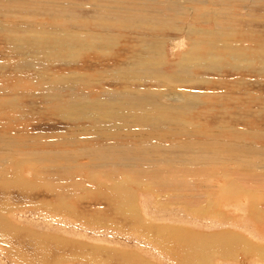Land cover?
I'll use <instances>...</instances> for the list:
<instances>
[{"label": "bare ground", "instance_id": "6f19581e", "mask_svg": "<svg viewBox=\"0 0 264 264\" xmlns=\"http://www.w3.org/2000/svg\"><path fill=\"white\" fill-rule=\"evenodd\" d=\"M189 1H194L197 5L201 4L204 6V8L201 9L184 8V11H188L187 15L188 16L190 15L192 17L191 19L192 22L194 23L204 22V24L207 23L209 25H213V26L215 25L217 27L215 33H213L214 30H212V28L206 30L208 36L209 33H211L212 35H217L215 39L214 38L211 40L208 39V42H204L203 41L204 39L200 41L199 39H196L194 41L197 44H195L194 41L193 43L190 44L188 43V39L184 38L185 44L188 43L186 50L177 57V62L172 63L171 66L169 67L170 64L162 60L164 54L159 52L163 50L161 46L166 42L164 37L157 35L150 36L148 35V33H146L147 35L143 36L142 33L143 37L141 38V41H143V43L144 41L145 43H148V46L146 48L143 47L145 48L146 51L142 53V56L141 53L137 52V54L134 55V58L129 59V63H128L129 65L125 63L127 66L124 67L125 68L124 70L119 71L120 69L119 70L117 69L116 71H118L120 75H117L116 71L115 72L107 71L105 73L106 77L108 76L113 77L115 78V81L126 83V85H128L126 88L122 89V91L120 92L107 91L105 93L104 91H101L102 95L105 98L104 100L103 99L87 100L86 98L74 99V97L72 96L74 100L67 103V107L69 109L68 110L66 109L67 113L65 112V114L60 113L61 106L57 105L58 109H56V113L58 112L59 115H61L64 119H69L72 122L82 121V120L90 121L91 124L93 125V126L91 125L90 132H88L87 134L85 133V135L83 136L82 135L72 136L70 137V140L64 142L61 141L62 139H57V140L54 139L46 142L42 141V143H40L39 141L38 143L35 142L34 140H26V139L24 140L23 138L24 141H19V142L17 141L15 143H11V140L7 139L6 137L5 139H0V183H1L0 199L6 197L4 196L6 194L4 193V190L5 187L7 186V182L13 185L16 184V187H18V189L21 190L27 189L25 186H23L24 184L22 183V181L18 179V177L21 174V170H23V166L27 163L26 161L27 158L10 153L11 150L13 149L30 148L32 151L31 154L35 155L33 157L29 156L30 159L36 157L34 160L37 161L36 164L39 165L34 170H32L31 166H29L28 170L32 177H34V173L39 172V174L42 175L41 176L42 180L51 181V180H56L58 178L61 179V177H64V179L62 178L63 180L69 179L66 181V183L68 182L67 184L68 185L70 184L71 186H73V188H76V186L78 188V186L81 187L82 185L83 187H87L89 185L92 187L104 186L106 192L100 194L99 199L106 200L108 205L110 206H112L110 203L113 202V206L116 207L114 208V212L118 210L123 211V208H125L124 212H127L126 207L128 206L129 207L128 209H130V212L128 213H130L131 215L130 216L131 218L130 217L129 218L137 221L134 225L130 224L131 232L141 234L146 240H150L151 242L155 243L158 248L163 250L162 252H165V254L169 255L171 258L176 255L177 257L175 256V261L178 264H211V262L213 261V260L211 261V259H213L214 257L213 255L217 254L216 252L218 251L217 249L224 244V243L220 244L221 242L220 239L224 238L225 241V237H230L233 235L238 239L240 238L242 242L248 243L247 240L249 238L248 237H247L248 239L244 238L245 231L247 232L248 227L249 228L252 227V229L254 228V230L256 229L258 230L259 228H255L254 223L259 225V221H261V219H263L264 221V214H262L261 207H259L260 205H262V203H264V190H262L264 189V146L262 144H258L254 142L255 139H259L261 141L264 140V130L263 129L258 130L260 124L252 126L251 122H249L248 119L249 118L252 119L253 114L256 117L264 116V100L260 102L262 106L260 107L256 106V109H253L252 106L249 105L248 102H246L245 98L237 97V94L240 93L241 90V93L244 95L246 93H250L252 95L256 94L255 96H253V98L254 97L260 98L262 95L261 93L264 92V38L254 37L252 35H249L247 32L242 33L244 31L243 29H240L243 31L239 32L237 30L238 26L236 25L238 24V20L243 19L250 21L251 18L255 17L256 14L258 15L257 10L262 8L260 5H262L261 3H263L264 0H218L219 3H221L218 6L219 7L218 9H214L216 3H214L212 0L210 4L208 3V0H189ZM73 2L74 1L72 0H67V1L64 0L63 3L60 4L59 1L57 2V0H0V15L2 17V20H0V32L3 34V36L0 35V40L2 41L1 37H3V40L5 42H9V45L16 43L17 45H23V47H27L29 51L33 52L30 56L34 57V55H38V56H43L45 59L50 57L52 60L48 61V64L45 65L44 63H42L43 61L41 62V66L43 68L42 71L39 72L41 73L40 75L43 78L45 77L44 81L42 79H40V81L44 84V87H48V89L51 87L50 90L52 88L53 89L60 88L61 85H63L64 88L71 87L72 89H74L75 86H80V84L81 83L84 84L85 81V77L83 75H77L75 73H70L65 76L55 75L54 77L43 74L45 73L44 71L50 70L46 66L49 64L51 65V61H59V59L61 58L59 52H57L58 48L62 46L61 44H64L65 47L69 48L72 46L71 43L75 42L77 35L81 34L79 33V30L75 31V29L73 28V27H77L76 18L78 16L77 14L73 13L72 10L74 8L79 7V6L77 7L76 3L74 4ZM153 2H152V7H153ZM182 2H184V0H167L166 5L168 6V8L166 9L170 11L171 8V9H175L176 11L177 9H179V5ZM160 3L164 5V3L166 2H164L163 0L160 1ZM160 3L158 2L157 4ZM121 4L124 5V3ZM149 5L150 3L145 6H149ZM197 5L196 6L194 5V7H197ZM159 6L157 5L154 7L156 8ZM188 6H191V4H188ZM205 6H208V8L207 7L205 8ZM210 6H213L214 8H210ZM238 6L240 7L246 6L245 8L249 10L248 14L242 17L237 15L235 13V9ZM163 7L160 6V8ZM112 8L109 10L114 11V9ZM17 9L23 11L26 16L28 13L29 15H32L34 17L35 16L44 17L45 15H49V18L52 21L59 18H67L68 24H70L73 27H71L72 29L68 28V30L62 28L63 29L62 32L61 31L62 29L59 27V25L51 21L43 23L40 20L39 21L35 19L32 20L31 18H26L23 15L19 16L18 11H16ZM125 9L120 8L119 11ZM8 11L12 12V14L8 15L6 13ZM41 11H43V13L38 14V12ZM171 12L172 11H170L169 13L174 14V12L172 13ZM182 12L183 11H181V13ZM131 14H133L132 11ZM190 16L188 18H190ZM9 18H11V20H9ZM163 18L164 17H162V19ZM170 19H172V17ZM170 19L168 20L169 21L173 20ZM210 23H214V24H210ZM185 27L186 28H183L180 31L188 32L189 31L188 28L190 26L188 27L185 26ZM201 28H205V27H201ZM205 29L208 28L206 27ZM223 29L226 30V33L218 32ZM41 30H44L45 32ZM57 33L65 36L63 41H59L57 39L58 37ZM201 34L202 33H200V35ZM207 34L205 35L207 36ZM82 35H87L91 37V34L86 32L85 34ZM245 36L250 37V38L248 37V39L245 41L250 40V43L254 42L253 46L247 47L245 41H240V38ZM97 37H104L107 40H112V39L117 40L116 37H114L109 33H105L102 36L99 33ZM202 37L203 36H201V38ZM241 42H243V44ZM198 43L208 44L209 47V48L203 47L204 49L203 48L201 49L202 50L201 54L204 55V57L202 58H200L201 56H199L198 58H195L194 56L197 55L196 54L197 52L195 51L196 50L195 45H198ZM82 48L94 49V46L93 45L91 46L90 43L88 46H83ZM25 53L29 54L28 51H25ZM146 53L150 54L152 59L159 57V60H161V62L157 61L159 63L155 66L151 64L153 62H149L150 59L148 61L146 60L141 61L140 60L141 58L144 59L146 58L145 56L148 55V54L146 55ZM69 54L70 53H68V55ZM70 58L72 59L73 62L74 57L72 56ZM6 61L7 60H5L4 62L2 61L3 64H5ZM66 61L69 62V59H67ZM26 63H30V67L35 69L34 71L38 72V67L32 66L31 62H26ZM166 63L168 67L166 66ZM132 66L134 67V69ZM11 67H13V69L15 70L18 69V66L16 65H11ZM2 68L6 69V65H3ZM165 68L166 69L170 68V69L169 70L167 69L166 71ZM222 68H226L229 71L225 73L221 72L222 79H218L217 81V85L215 86V88L220 89V92H215V90H212L213 92L211 94L213 95L211 96L214 97L215 99L212 101L217 102L216 107L214 108L210 107V104H205L201 99H199L198 97L199 94L196 93L195 91L178 88V87H182L183 85H189V86L192 84L195 85L198 82L206 83L208 81L207 84H212V82L207 80V78L204 77L197 78L195 77L196 74H192V73L198 69L202 71L205 70L217 71V70H221ZM63 81H65L67 86H64V84H62ZM142 82H150L151 84L153 83L154 85H158V86L154 89H138V88L135 89V86L134 88H132V84L133 85L142 84ZM240 85H242L243 88L241 87V89H237L240 87ZM0 86H1L0 93L10 92L9 88L6 87L4 84L3 86L2 84ZM234 86H237L235 90H233ZM235 92L237 93L236 95L233 94ZM166 96L169 98H179L178 100H183V103L182 105L179 106L166 104L167 103V102L165 103ZM206 97L207 99H209V95H207ZM13 98L14 101H16L17 96H13ZM254 102H255L254 99H252V101L250 100V103H254ZM10 103H11V99H10ZM9 107L10 104L8 105V107H5V110L3 111L0 110V114L1 115L5 114L6 109L7 108L9 109ZM13 109H15V107H13L11 110ZM208 118L214 121V124H211L210 122V124L212 125L211 127H208L206 124L205 120H207ZM121 120H124L127 124L132 126L130 127L120 126L118 122H122ZM232 121L238 123H244V125H249L252 126L253 128L246 129L247 128L246 127L243 129L241 127L238 128L237 126L232 127L230 126V122ZM260 121L263 122L261 123V125L263 126L264 119L262 118ZM119 127L125 130L121 132ZM172 127H179L178 129V131L180 130L179 135H182L181 137H184L186 139L184 140L182 139V141L176 140L177 143H172L171 141H173V135H175L173 133L174 130L172 129ZM93 128H97V130L95 129L92 130ZM98 138L100 139L107 138L108 140L132 139L135 142H138V144L137 146H132L131 144L116 145L115 143L111 142L112 144L110 146H105L106 144L96 145L95 147L94 146L86 147L80 145L79 146L80 148L76 151L62 152L63 156H61V153L59 154L56 152L57 155H55V157H52L54 159L50 160L49 164L47 162L48 165L41 164L44 161L43 159L46 158L44 155H40L39 152H41L42 150H53V148H56L59 145L58 143L61 144L63 143L64 146L69 145L72 146L73 148H76L81 142L87 140L90 141ZM167 142H171V143H167ZM38 144L41 146H37ZM38 148H41V150ZM18 153L21 155L22 154L25 155V153H21L19 151ZM171 155H175L174 158L177 159V162H174L173 158H172L173 162L169 159ZM176 155H180L182 159H178ZM248 155L250 156L249 158L246 157ZM259 156L261 157L260 159L258 158ZM20 157H22V159H20ZM54 161H56V163ZM175 164H181L184 166V168L186 166L196 167L195 173H197V175L201 174L209 178L210 181L204 180L203 178L204 182L203 183L200 182L201 184H199V187H202L201 189L203 190L204 189L213 190L214 188H216V190L221 192L225 190L223 189L225 185L226 184L228 185L230 192L223 191L224 194H222L223 192L221 193L223 196L222 198H220L221 196L217 198L215 195H213V193L207 192L208 190L202 192L199 191L196 193V195L193 192H191L194 194V196L185 195L190 197V200L195 199L197 206L199 205V203L202 205L201 208L203 211H200V213L202 212V214H205L206 211L204 210L207 209L208 214L211 217H216V218L222 217L220 214L227 215L226 211H228V209L224 210L223 208L224 206L222 207V205L219 204V202L225 200L226 202H229L231 205H233V206H229V208L230 207L241 208L240 211L244 214V216H247L244 219L245 220L247 219L248 222H249L248 219H250L252 221L253 226L252 225L250 226L248 224L245 225L242 224L245 221L243 220L240 221V223L236 222L234 224L235 225L234 228L233 227L231 228L232 230L229 229L231 226L230 227L226 226V229L222 230V232H219L217 230L218 232L217 231L212 232L210 235L208 234L209 236L207 235L201 236L199 232H194L184 229L178 230V228L168 226L169 227L168 231H166L167 233L165 232L166 235L160 236V232L166 229L163 228L162 225L157 227L155 225H148V224L145 225L143 222H141L142 220L137 214V211L139 209L138 207L135 208L137 197L135 196L134 192L131 190L132 187H134L133 189L135 188L142 189V187L139 186V182L137 178H144L146 174H153L154 172L160 173L161 175H163V173H173L174 171L173 168L175 167ZM110 167L111 170H109ZM105 170H109V171L105 173ZM91 172H93L94 176L93 174H91ZM230 172L232 175L230 174ZM101 173L102 175H100ZM84 174H87L88 176L84 178L83 177ZM178 179H180L179 176ZM249 179H252L255 182V184L256 182H258L259 184L250 185L248 184V182L250 181H246ZM160 180L161 181L158 182V184L161 187L170 186L173 185L174 183L173 181L167 180L166 178H162ZM201 180L202 179H200L199 181ZM154 184H156L155 181ZM177 184L181 186L180 181H177L176 185ZM223 184H225L224 187ZM221 185L223 187L222 189L220 188ZM258 188H260L261 194L258 197H256L257 195L256 192L258 191L257 190ZM179 195L181 197V193ZM177 200H180L179 197L177 198ZM257 200H259V202ZM190 206H195V205H190ZM10 211H14V208L12 206L8 207L7 205H2V206L0 205V244L2 245L4 244L7 248H9L8 236L10 234H13L14 233L13 231H15L11 226L12 223L11 225H9L8 223L9 220L7 221V218L4 217ZM53 213L59 214L58 211H54ZM127 219L123 220V222L127 221ZM196 224H198V221L196 222ZM209 225H211V223ZM227 228L229 230H227ZM116 230L122 231L123 233L125 232L122 227ZM177 231L178 232L181 231L180 234L185 236L186 242L180 239L179 237L180 234H178ZM155 232L157 233V235H155ZM183 232H185V234ZM237 232L241 233L242 235L236 234ZM172 234H175V237ZM32 235L34 236V234ZM246 236L247 235H245V237ZM206 238L209 241L212 240L214 241H212V243L207 242L208 240ZM35 239L38 240L37 238ZM165 239H168L170 242L167 243ZM192 239H194L195 241L197 240L198 243L197 242L195 243ZM36 240H34L32 245H30V248H33L37 251L39 250L42 251L45 248L47 249V247H50L49 245ZM203 240L205 241L207 240V241L205 242ZM232 243H228V246H230L229 244ZM260 243L262 242L260 241ZM251 244L253 243L251 242ZM257 244L261 246V244H259L258 242ZM248 245L249 244H247V246ZM235 247L236 246H234V248ZM262 248L263 247H261V249ZM242 250L243 248L241 249V251ZM250 250L251 249L249 248L248 251ZM253 250L256 252L255 249ZM257 251H259V248L257 249ZM84 258L89 259L90 262L92 261L95 262L93 259H90V257H84ZM19 259L22 264H49L46 260H42L41 256H36V255L34 262H32L30 258L28 259L24 256H22ZM54 259L53 262H51V264H59L57 263V260Z\"/></svg>", "mask_w": 264, "mask_h": 264}, {"label": "rangeland", "instance_id": "374dc122", "mask_svg": "<svg viewBox=\"0 0 264 264\" xmlns=\"http://www.w3.org/2000/svg\"><path fill=\"white\" fill-rule=\"evenodd\" d=\"M58 1L60 2V4H62L64 0H57V2ZM72 1H74L73 2L74 4L76 3L77 7L79 6L78 8H74L72 10V12L77 14L78 16L76 18L77 27H73L70 24H68L67 18H59L52 21L49 18V15H45L44 17H38V16L34 17L32 15H29V13L26 16L23 11L18 9L16 11H18L19 16L23 15L26 18H31L32 20L34 19L37 21L40 20L43 23L50 21L56 23L59 25L61 29L65 28L68 30V28L72 29L71 27H73L75 31L79 30V33L81 34L77 35L75 42L71 43L72 44L71 47L73 48L71 47L67 48L64 46V44H61L62 46H60L57 50L61 58L59 59V61H51V65L49 64L46 66L50 70L44 71L45 73L43 74L54 77L55 75L65 76L70 73H75L77 75H83L85 77L84 84L81 83L80 86H75L74 89H72L71 87L64 88L63 85L60 86L61 89L52 88L50 90L51 87L49 89L48 87H44V84L40 81V79L44 81L45 77L43 78L40 75L41 73H39L40 71H42L43 68L41 66V62L43 61L42 63L46 65L48 64V61L52 59L50 57L45 59L43 56H38V55H34V57L30 56L33 52L29 51L27 47H23V45H17L15 42H14L15 44L9 45V42H5L3 40V37H1L3 42L0 40V61H1L0 85L2 84L3 86L4 84L6 87L9 88L10 92L0 93V103H1L0 110L1 111L5 110V107H8L9 104L10 107L9 109L8 108L6 109L5 114L3 115L0 114V130L2 129L0 131V139H5L6 137L7 139L11 140V143H15L17 141L18 142L24 141L25 139L34 140L35 142L38 143L39 141L40 143H42V141L46 142L54 139L55 140L62 139L61 141L64 142L70 140V137L72 136H77V135L83 136L85 135V133L87 134L88 132H90L92 125L90 121L82 120V121L72 122L69 119H64L61 115H59L58 112L56 113V109H58L57 105L61 106L60 113L65 114V112L67 113V110L69 109L67 107V103L73 101L74 99L86 98L87 100H93V99L104 100L105 98L102 95L101 91H104L105 93L107 91L120 92L122 91V89L126 88L128 86L126 85V83L123 82L124 83L123 84L120 81L119 82L115 81V78L113 77H109V76L106 77L105 73L107 71L115 72L117 69L118 70L120 69L119 71L124 70L125 69L124 67L129 65L128 64L129 59L134 58V55H136L137 52L141 53L142 56V53L146 51L145 48L148 46V43H145V41L143 43V41H141V38L144 35H147L146 33H148V35L150 36L157 35L164 37L166 42L161 46L163 50L159 52L164 54L162 60L169 63L170 64L169 67L171 66L172 63L177 62V57L186 50L188 43L191 44L196 39H199V41L204 39L203 40L204 42H208V39L210 40L213 38L215 39V37L217 36V35H212L211 33H209L208 36V34L206 33L207 32L206 30H209L211 28L212 30H214L213 33H215V30H217V27L215 25L213 26L207 23L204 24V22L194 23L192 22L191 19L192 17L190 15H189L190 18H188L189 17L187 15L188 11H184V8H190V9L204 8L203 5L201 4L197 5L194 1L184 0V2H182L179 5V9H177L176 11L175 9L170 8V11L172 12L175 11L174 14L172 12H171L172 14H170L169 13L170 11L166 9L168 8V6L166 5L167 0H164V2H166L164 3V5L160 3V1L163 0H122V1L121 0H109V1L108 0H88V1L72 0ZM212 1L216 3V5L215 8L213 6H210V8L218 9L219 8L218 6L221 3H219L218 0H212ZM212 1L208 0V3L210 4V2ZM152 2H153V7H152ZM158 2L160 4H157ZM121 3H124V5ZM149 3H150L149 6H145L148 5ZM263 3H261L262 5H260L262 8L259 7L260 9L257 10L258 15L256 14L255 17L251 18L250 21L243 19L238 20V24L236 26H238L237 30L239 32L244 30L242 33L247 32L249 35H252L254 37L264 38V4ZM188 4H191V6H188ZM193 4L195 6L197 5V7H194ZM157 5L158 6L160 5L162 7L164 6L163 7L164 9L160 8V6L155 8L154 6ZM123 7H125L126 9ZM206 7L208 8V6H205V8ZM245 7L238 6L235 9V13L241 17L246 16L249 10ZM111 8L114 9V11L109 10ZM120 8L125 10L119 11ZM131 11L133 12V14H131ZM181 11L183 12L181 13ZM237 11L240 13H238ZM6 13L8 15L12 14V12L9 11ZM42 13L43 11L38 12V14H42ZM162 17L164 18L162 19ZM171 17L173 20L170 19ZM168 19L172 21H169ZM0 20H2L1 15H0ZM9 20H11V18H9ZM210 24H214V23H210ZM184 25L187 27L190 26L188 28L189 30L188 32L180 31L183 28H186ZM201 27H205V28L207 27L208 29ZM63 29L61 30L62 32ZM41 31L45 32L44 30ZM85 32L91 34V37L87 35H82L85 34ZM218 32L226 33V30L223 29ZM99 33L101 36L104 35L105 33H109L114 37H116L117 40L115 39L107 40L106 38H104L105 36L97 37ZM200 33L202 34L200 35ZM205 34H207V36ZM0 35L3 36L1 32ZM57 36L56 37L59 41H63V39L65 38L64 35L59 33H57ZM201 36H203L204 38L203 37L201 38ZM248 37L247 36L241 37L240 41H245L248 39ZM184 38L188 39L187 44H185ZM245 42L247 47H251L254 45V42L250 43V40ZM90 43L91 46L92 45L94 46V49L82 48L83 46H88ZM194 43L197 44L195 41ZM241 43L243 44V42ZM203 47L209 48L208 44L205 43H201V44L198 43V45H195V49H196L195 51L197 52L196 54L198 55V56L194 55L195 58H198L199 56H201L200 58L204 57V55L201 54L202 51L201 49ZM25 51H28L29 54H26ZM68 53L70 54L68 55ZM147 54L148 53H146V55ZM72 56L74 57L73 62L72 59L70 58ZM149 56L150 54L145 56L146 58L144 59L141 58L140 60L148 61L150 59L151 61L149 60V62H153L151 64L155 66L159 62H161V60H159V57H157L158 59L157 58L152 59V57ZM67 59H69V62L66 61ZM5 60L7 61L5 64H3ZM26 62H31L32 66L38 67V72L34 71L35 69L30 67V63H26ZM125 63H127V65ZM3 65H6V69L2 68ZM11 65L18 66V69L16 70L13 69ZM227 71L229 70L226 68H222L221 70H217V71H207V70L202 71L198 69L195 71L196 73L193 72L192 74H196L195 77L197 78L199 77L207 78V80L212 82V84H207L208 81L206 83L198 82L195 85L193 84L190 86L183 85L182 87H178V88L195 91L196 93L199 94L198 96L199 99H201L205 104H210V107L214 108L216 107L217 102L212 101L215 100L214 97L211 96L213 95L211 94L213 92L212 90H215V92H220V89L215 88V86L217 85L218 79H222L221 76L222 73L223 72L225 73ZM116 72L117 75H120L118 71ZM38 73L40 76L38 75ZM62 84H64V86H67L65 81H63ZM150 84H151L150 82H142V84H136V85L132 84V88H134L135 86V89L137 88L154 89L158 86V85H154L153 83L151 85ZM241 87L243 88L242 85H240L239 88H237V86H234L233 90H235L236 88L241 89ZM233 94L236 95L237 93L235 92ZM261 94L262 95L260 98L259 97L253 98V96H255L256 94L252 95L250 93H246L244 95L241 93L240 90V93L237 94V97L245 98L246 102H248V104L251 105L253 109H256V106L258 107L262 106L260 102L264 100L263 99L264 92ZM207 95H209V99H207L206 97ZM13 96H17L16 101H14ZM72 96L74 97V99ZM10 99H11V103H10ZM178 99L179 98H169L166 96L165 103L167 102L166 104L169 105L172 104L173 106L182 105L183 100H178ZM252 99H254L255 101L254 103H250V100L252 101ZM13 107H15L16 110L15 109L11 110ZM262 118L264 119V116L256 117L253 114L252 119L249 118L248 120L249 122H251L252 126L260 124L259 128L257 126L258 130L259 129L264 130V124L262 126L261 123L263 122L260 121ZM209 120L210 118H208L205 121L207 126L211 127L212 126L211 124H214V121L212 119L210 121ZM121 121L122 122H118L120 126H125V127L132 126L127 124L124 120ZM230 126L232 127L237 126L238 128L241 127L243 129L246 127H247L246 129L253 128L252 126L244 125V123H238L235 121L230 122ZM94 129L97 130V128H93L92 130ZM119 129L121 130V132L125 130L120 127ZM172 129L174 130L173 133L175 134L173 135V141H171L172 143H177V141L179 140L182 141V139L183 140L186 139L184 137H181L182 135H179L180 134V130L178 131L179 127H172ZM111 142L115 143L116 145L131 144L132 146H137L138 144V142H135L132 139L108 140L107 138H102V139L98 138L90 141L87 140L79 143V145L76 148H73L72 146L69 145L64 146L63 143L62 144L58 143L59 145L57 144L58 146L56 148L52 147L53 150H42L41 152H39L40 155H44L46 157L43 159L44 161L41 164L48 165L49 161L54 159L52 157H55L57 153L59 154L61 153V156H63L62 152L76 151L80 148L79 147L80 145L86 147H92V146L95 147L96 145L106 144L105 146H110L112 144ZM171 142H167V143H171ZM254 142L258 144H262L264 146V140L261 141L259 139H255ZM37 146H41V145L38 144ZM28 149H22V148L13 149L11 150L10 153L27 158L26 160L27 163L23 166V170H21V174L18 177V179L21 180L22 183L24 184L23 186H25L27 189L26 190L18 189V187H16V184L13 185L7 182V186L5 187L4 190V193H6L4 196L6 197L0 199L1 206L7 205L8 207L12 206L14 208V211H10L4 217L7 218V221L9 220L8 221L9 225H11L12 223L11 226L15 230L13 231L14 232L13 234H10L8 236L9 248H7L4 244L3 245L0 244V264H22L19 259L22 256L28 259L30 258L31 261L34 262L35 255L41 256L42 260H46L49 264L53 262L54 258H55L54 260H57V263L59 264H96V263L97 264H178L175 261L176 255L171 258L169 255L165 254V252H162L163 250L158 248L155 243L151 242L150 240H146L141 234L131 232L130 224L134 225L137 221L130 219L131 215L130 213H128L130 212L128 206L126 207L127 212H124L125 208H123V211L118 210L114 212V208L116 207L113 206V202L110 203L112 205L110 206L108 205L106 200L99 199L100 194L106 192L104 186L92 187L88 184L89 186L87 187H83L82 185L81 187L78 186L77 188L76 186V188H73V186H71L70 184L69 186L67 184L68 182L66 183V181L69 179L63 180L64 177H61V179L58 178L56 180H51V181L42 180L41 178L42 175H40L39 172L34 173V177H32L28 170L29 166H31L32 170H34L39 165L36 164L37 161L34 160L36 157L30 159L29 156L33 157L35 155L31 154L32 151L30 148ZM38 149L41 150V148ZM18 151L21 153H25V155L19 154ZM174 157L175 155H171L169 159L172 162L173 160L174 162H177V159ZM176 157L178 159H182L180 155H176ZM246 157L249 158L250 156L248 155ZM258 158L260 159L261 157L259 156ZM20 159H22V157H20ZM54 162L56 163V161ZM173 169H174L173 173H163V175H161L160 173L154 172L153 174H146L145 176L147 177L144 176V178H137L139 182V186L142 187L143 190L137 188L133 189L134 187H132L131 189L134 192L135 196L137 197L135 208L138 207L139 209L137 211V214L141 218L142 220L141 222H143L145 225L147 224L155 225L157 227L162 225L163 228H166L165 230L160 232V236L166 235L167 233L166 231H168L169 227H175L178 228V230L184 229V230L199 232L201 236L203 235L209 236L212 232H216L217 230L219 232H222V230L226 229V226L227 227L231 226L229 229H231L232 227L234 228L235 226L234 224L236 222L240 223V221L245 220L244 218H246L247 216H244V214L240 211L241 208L239 207L229 208V206H233V205H231L229 202H226L225 200H222L221 202L223 203L219 202V204H221L222 207L224 206L223 207L224 210L228 209V211H226L227 215L220 214L222 217H217V218L211 217L208 214L207 209L204 210L206 211L205 214H202V212L200 213V211H203L201 208L202 205L199 203V205L197 206L195 199L190 200V197L185 195L194 196V194L196 195V193L199 191L200 192L207 191L208 189H204V190L201 189L202 187H199V184H201L200 182L203 183L204 180L210 181L209 178H207L205 175H201V174L197 175V173H195L196 167L193 166H186L184 168V166L181 164H175V167ZM109 170H111V167L109 168ZM109 170H105V173L108 172ZM91 174H93V172H91ZM100 175H102V173ZM86 176L88 175L87 174L83 175L84 178ZM178 176L180 179L183 178L184 179L180 180L178 179ZM162 178H166L167 180L173 181L174 182L173 185L161 187L158 184V182H160L161 181L160 179ZM200 179L202 180L199 181ZM154 181L156 182V184H154ZM177 181H180L181 186L178 184L176 185ZM246 181H250L248 182V184L250 185L255 184V182L252 179ZM257 184L259 183L256 182L255 185ZM224 185L225 184H223V187ZM223 187L222 185L220 186L221 189ZM223 189H225L223 191L230 192L227 184ZM257 190L258 191L256 192L257 194L256 197H258L261 194L260 188H258ZM223 191L220 192L216 190V188H214L213 190L209 189L207 192L213 193V195H215L217 198H219L220 196H221L220 198H222L223 197L222 194H224ZM191 192H193L194 194ZM180 193H181V197L179 195ZM178 197L180 200H177ZM257 201L259 202V200ZM190 205H195V206H190ZM225 205L228 206L226 207ZM259 207H261L262 214H264V203H262V205H260ZM54 211H58L59 214H54L53 213ZM126 217L129 219V221ZM126 219L128 222L127 221L123 222V220ZM130 220H132L133 222ZM248 220L249 222L246 219L242 224L244 225L248 224L251 226L252 221L250 219ZM197 221L199 225L196 224ZM208 222H210L212 226L209 225L210 223ZM262 222H264L263 219L259 221V225L254 223L255 228H259L258 230L257 229L254 230V228L252 229V227L251 228L248 227L247 232L250 235L245 231V235L247 236L245 237L244 235V238L247 237L249 238V239L247 238L248 243L242 242L240 238L238 239L233 235L232 236L234 238L232 236L225 237V241L224 238L220 239V241L222 242V243L220 242V244L224 243L225 246L223 244L217 249L218 250L216 251L217 254L213 255L214 257L213 259H211V261L213 260L211 264H264V252H262L264 251V230H263L264 223ZM230 224H232L233 226ZM208 226L211 228H209ZM120 227L124 229L125 231L124 233L122 231L116 230L119 229ZM229 229L227 228V230ZM180 233L181 231L178 232V234ZM183 233L185 234V232ZM32 234H34V236L36 237H34ZM175 234L172 235L175 237ZM236 234H241V233L237 232ZM155 235H157L156 232ZM180 235H179L180 239L186 242L185 236L182 235L183 236L182 237ZM35 238H37L38 240H36ZM34 240L41 241L42 243H45L50 247H47V249L45 248L42 251L41 250L37 251L33 248H30V245H32ZM192 240L195 243L196 242L198 243L197 240L196 241L194 239ZM165 241L167 243L170 242L168 239H165ZM212 241L208 240L207 242L212 243ZM250 241L253 244H251ZM256 241L259 244H261V246L258 245ZM260 241L263 243V245L262 243H260ZM228 243H232V244H229L230 246H228ZM237 244L238 245L240 244L241 246L240 245L238 246ZM247 244L249 245L247 246ZM234 246L238 248L236 247L234 248ZM240 247L241 249L243 248L244 251L243 250L241 251ZM261 247H263L262 248L263 250L261 249ZM249 248L251 249L250 251H248ZM258 248L259 251H257ZM253 249H255L256 252ZM83 256L90 257V259H93L95 262L93 261L90 262L89 259L84 258Z\"/></svg>", "mask_w": 264, "mask_h": 264}]
</instances>
